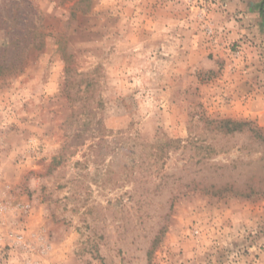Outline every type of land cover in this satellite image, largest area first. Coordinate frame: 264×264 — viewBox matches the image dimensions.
I'll list each match as a JSON object with an SVG mask.
<instances>
[{
	"label": "rangeland",
	"instance_id": "1",
	"mask_svg": "<svg viewBox=\"0 0 264 264\" xmlns=\"http://www.w3.org/2000/svg\"><path fill=\"white\" fill-rule=\"evenodd\" d=\"M262 0H0V264H264Z\"/></svg>",
	"mask_w": 264,
	"mask_h": 264
},
{
	"label": "trees",
	"instance_id": "2",
	"mask_svg": "<svg viewBox=\"0 0 264 264\" xmlns=\"http://www.w3.org/2000/svg\"><path fill=\"white\" fill-rule=\"evenodd\" d=\"M260 11L264 12V0H262V3L260 5Z\"/></svg>",
	"mask_w": 264,
	"mask_h": 264
}]
</instances>
